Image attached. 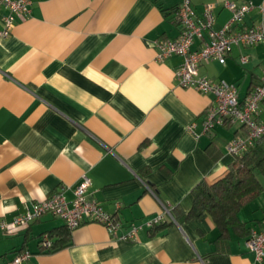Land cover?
Wrapping results in <instances>:
<instances>
[{"label": "crops", "instance_id": "obj_1", "mask_svg": "<svg viewBox=\"0 0 264 264\" xmlns=\"http://www.w3.org/2000/svg\"><path fill=\"white\" fill-rule=\"evenodd\" d=\"M185 1L195 21L214 5L216 31L230 19L225 1L251 4L242 27L257 24L264 8V0H31L25 19L0 39V223L61 188L70 202L82 176L90 179L88 199L121 223L117 236L163 206L172 211L167 224L143 226L131 242L96 223L67 236L50 214L0 228V263L24 250L23 264H264L245 246L264 220V177L236 227L222 231L208 214L186 216L193 189L227 174L235 159L226 146L246 131L226 123L205 133L214 97L179 86L183 57L157 59V44L181 34L175 12ZM6 13L1 7L0 30ZM206 43V34L195 38L190 52ZM198 75L236 85L243 100L264 75V45L232 46L225 65L202 62ZM257 119L264 122V100ZM50 232L60 247L45 252L39 238Z\"/></svg>", "mask_w": 264, "mask_h": 264}, {"label": "built area", "instance_id": "obj_2", "mask_svg": "<svg viewBox=\"0 0 264 264\" xmlns=\"http://www.w3.org/2000/svg\"><path fill=\"white\" fill-rule=\"evenodd\" d=\"M31 0H0V8L6 9L7 13L2 18L0 39H6L11 34L14 25L23 21L29 13ZM224 8L229 12L230 19L219 31L214 29L215 15L214 5H205L202 18L194 20V13L189 7L188 1L175 12V19L180 26V36L172 41H164L157 44L160 53L159 61L171 55L184 58L183 63L176 71V79L180 87L193 88L201 94H210L214 97V104L207 110L206 119L203 123L204 132L213 130L216 126L226 123H238L246 131L243 137H238L226 146L229 155L236 157L249 148L257 140L264 136V122L258 121L260 104L264 100V75L260 83L253 88L243 99L239 100V88L223 81L213 82L206 77L198 75V67L202 62L210 60L225 65L226 57L232 46L253 47L258 44L264 45V8H260V21L252 26L242 27L245 15L252 9L251 4L237 5L231 1L224 2ZM206 34L208 43L198 51L190 52V47L195 38H203ZM240 64L247 62L246 57H240ZM193 125L187 127L192 133ZM90 179L82 176L79 184L73 190V199L68 202L64 198V188L40 203L33 204L32 208L24 214L18 215L11 222L0 223L2 231L10 227L21 228L27 226L45 215H52L63 221L65 228L71 232L85 223H96L103 226L110 235H116L121 229V223L114 215L103 210L99 203L88 199ZM148 188V186H146ZM117 207H119L117 205ZM171 217V210L163 206L162 212L148 220L143 226L152 229ZM142 225H131L122 235H116L122 242H131L136 239ZM40 249L49 252L53 248V242L48 234L39 238ZM255 262L264 261V220L259 232L252 233L245 243ZM30 258L27 251H19L10 259L0 264H23Z\"/></svg>", "mask_w": 264, "mask_h": 264}, {"label": "trees", "instance_id": "obj_3", "mask_svg": "<svg viewBox=\"0 0 264 264\" xmlns=\"http://www.w3.org/2000/svg\"><path fill=\"white\" fill-rule=\"evenodd\" d=\"M233 158V165L222 179L212 185L201 182L193 189V205L186 214L187 218L208 214L222 231L229 226L236 227L239 210L262 192L258 176L264 177V136L247 151ZM165 224L163 221L152 229ZM64 234H69L66 228ZM49 237L53 242V248L49 251L52 252L60 247V241L55 240L53 232L49 233Z\"/></svg>", "mask_w": 264, "mask_h": 264}, {"label": "clouds", "instance_id": "obj_4", "mask_svg": "<svg viewBox=\"0 0 264 264\" xmlns=\"http://www.w3.org/2000/svg\"><path fill=\"white\" fill-rule=\"evenodd\" d=\"M38 192L40 193L41 196H43V192L38 189Z\"/></svg>", "mask_w": 264, "mask_h": 264}]
</instances>
